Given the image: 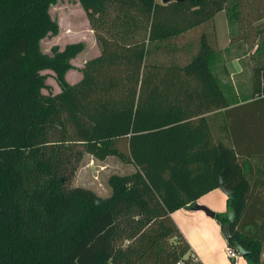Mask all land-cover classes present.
Returning a JSON list of instances; mask_svg holds the SVG:
<instances>
[{
    "label": "trees",
    "instance_id": "trees-1",
    "mask_svg": "<svg viewBox=\"0 0 264 264\" xmlns=\"http://www.w3.org/2000/svg\"><path fill=\"white\" fill-rule=\"evenodd\" d=\"M78 1L100 54L69 83L83 44L41 50L56 0H0V264H202L171 213L214 188L227 245L262 264L264 33L249 24L264 0ZM220 11L256 41L241 103L212 71ZM46 70L59 92H43ZM77 146L131 170L109 175L106 196L70 186Z\"/></svg>",
    "mask_w": 264,
    "mask_h": 264
},
{
    "label": "rangeland",
    "instance_id": "rangeland-1",
    "mask_svg": "<svg viewBox=\"0 0 264 264\" xmlns=\"http://www.w3.org/2000/svg\"><path fill=\"white\" fill-rule=\"evenodd\" d=\"M245 13L246 11L243 10L241 15ZM49 14L56 20L59 29L55 36H48L41 40L43 52L50 53L53 46L63 49L65 45L70 43L81 42L83 44V50L70 61L72 67L65 74L67 82L76 83L82 78L83 67L100 54V47L94 37L93 30L90 28L87 12L78 0H56L49 7ZM248 18L250 20V13ZM213 21L216 44L219 48L212 60L213 74L224 96L231 104L248 100L251 97L252 59L250 56L256 41L239 39L241 28L245 26L239 23L230 27L224 11L218 12ZM249 27L253 28L252 31L254 32L251 38L255 39L259 32L264 33V17L249 24ZM184 42L194 43L195 39L190 37L180 40L181 45ZM42 73L47 75L46 84L50 87L43 92L46 93L48 90L52 93L59 92V86L54 79L53 72L46 70ZM75 149L76 151L71 157L78 156V158L75 161L73 174L70 175L68 181L70 186H82L92 189L101 196H106L109 193L107 187L109 175L131 170V166L114 155H109L102 160L87 152L82 151L79 154V151L82 150L81 146H77Z\"/></svg>",
    "mask_w": 264,
    "mask_h": 264
},
{
    "label": "crops",
    "instance_id": "crops-1",
    "mask_svg": "<svg viewBox=\"0 0 264 264\" xmlns=\"http://www.w3.org/2000/svg\"><path fill=\"white\" fill-rule=\"evenodd\" d=\"M241 102L244 101L239 103ZM258 167H264V161ZM226 200V192L222 188H214L196 200L195 208H180L171 213L174 223L188 242L193 255L202 264H246L243 257L233 262L225 255L223 249L227 241L221 226L214 216L210 217L203 209L197 208L205 207L214 215L224 213ZM261 259L264 264V247Z\"/></svg>",
    "mask_w": 264,
    "mask_h": 264
},
{
    "label": "built area",
    "instance_id": "built-area-1",
    "mask_svg": "<svg viewBox=\"0 0 264 264\" xmlns=\"http://www.w3.org/2000/svg\"><path fill=\"white\" fill-rule=\"evenodd\" d=\"M225 255L230 258L233 262H236L240 257H242L237 251L226 245L223 249ZM194 259L196 260V257L193 255ZM177 264H183L182 262H179Z\"/></svg>",
    "mask_w": 264,
    "mask_h": 264
},
{
    "label": "water",
    "instance_id": "water-1",
    "mask_svg": "<svg viewBox=\"0 0 264 264\" xmlns=\"http://www.w3.org/2000/svg\"><path fill=\"white\" fill-rule=\"evenodd\" d=\"M172 1H175V2H180V1H183V0H161L162 3H168V2H172ZM197 208H201L204 210V212L210 216V217H213L214 216V213L212 211H210L209 209L205 208V207H197Z\"/></svg>",
    "mask_w": 264,
    "mask_h": 264
}]
</instances>
